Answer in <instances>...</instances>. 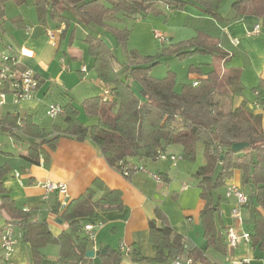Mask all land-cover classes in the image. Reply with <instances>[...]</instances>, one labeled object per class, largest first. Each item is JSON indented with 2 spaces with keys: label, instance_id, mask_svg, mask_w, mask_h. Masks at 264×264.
I'll return each mask as SVG.
<instances>
[{
  "label": "trees",
  "instance_id": "16d2710c",
  "mask_svg": "<svg viewBox=\"0 0 264 264\" xmlns=\"http://www.w3.org/2000/svg\"><path fill=\"white\" fill-rule=\"evenodd\" d=\"M7 1L0 0V27L5 19ZM12 1L18 6L32 1L38 23L45 27L47 15L50 19H57L58 27L64 28L60 35L63 37L72 24L65 13L73 15L75 24L93 31L94 28L105 31L109 29L107 23L118 20L119 16L121 20H136L159 2L176 11L189 0ZM190 1L200 2L203 12L213 16L215 21L208 27L197 28L196 36L190 41L172 45L178 48L171 47L168 53L177 59L198 54L211 58V71L194 83L182 84L177 90L175 73L168 72L165 78H155L150 71L158 61L142 59L135 52L127 53V62L117 70L113 65V52L102 37L98 33L88 34L84 37L86 53L104 92L81 102L80 109L87 123L79 120V109L71 101L60 106L63 125H52L49 128L51 132L35 124L30 116L19 117L8 113L0 117V132L15 137L19 142L24 138L29 140L26 150L18 156L30 164L40 162L39 149L43 145L54 149L60 138L77 142L88 139L111 168L122 173L123 167H126L129 174L124 177L129 178L134 168L145 170L143 164L146 161L164 157L167 148H182L180 162L197 164L189 182L196 183L199 188L202 201L199 220L205 246L186 249L182 236L174 232L163 212L157 208L148 221V238L156 247L155 257L138 264H171L177 257L191 260L194 264H222L230 249L225 240L228 231L217 227L216 213L221 202L226 201L224 193L220 194L219 190L224 191L230 184L234 172L239 173L238 187L247 197L242 212L248 213V217L243 218V224L249 241L253 248L264 252V128L262 117L245 109V105L250 103L264 113V78L252 88V101H242L237 108L223 110L227 105L225 101L240 96L244 89L239 69L226 67L234 46L228 41L225 28L242 16H254L264 31V0L234 2V16L226 20L216 13L218 0ZM11 23L25 28L22 19L15 18ZM113 33L117 43L123 46L127 32L113 30ZM7 65L12 71L20 72L12 61ZM10 83V80L2 81L0 93H10ZM236 143L248 146L233 152L232 146ZM8 172L7 166H0V209L7 217L6 222L22 232L21 241L29 246L32 263L42 264L46 258L43 249L47 245H55L58 254L53 264H92V260L85 256L91 241L82 234L83 225L93 223L97 212L121 211V192L107 189L95 179L83 193L58 212L57 219L67 224L68 230L54 236L47 222L31 220L29 213L16 207L1 182ZM121 257L118 252H109L101 256V261L102 264H120Z\"/></svg>",
  "mask_w": 264,
  "mask_h": 264
},
{
  "label": "crops",
  "instance_id": "0c3cea01",
  "mask_svg": "<svg viewBox=\"0 0 264 264\" xmlns=\"http://www.w3.org/2000/svg\"><path fill=\"white\" fill-rule=\"evenodd\" d=\"M64 15L74 21L71 13ZM195 16L200 18L199 14ZM15 18L22 19L25 28L15 27L11 23V20ZM46 20L45 27L38 23L32 1L26 5H17L11 17H5L3 25L0 27V52H2L0 54L9 53L7 47H11V55L17 60L16 65L19 71H31L36 76L39 86L31 99L21 100L17 103L14 102L11 93H8L10 98L7 103L5 94L4 104L0 107H8L6 114L11 113L19 117L30 116L32 121L35 113L45 111V117L50 123L42 126L51 132L49 128L59 124L55 123V119H49L46 116V111L50 105H57L55 100L60 98L64 103L71 101L79 109V120L85 124L88 120L80 109V104L84 99L96 96L98 90L96 85L99 87L102 85L97 79L93 82L92 75L88 74V68L82 62L85 51L74 52L73 48L72 50L70 48L75 26L71 24L63 37L58 36L57 46L52 47L45 31L60 28L58 27L59 21L50 19L49 15ZM257 25L260 26V21L256 17L242 16L230 22L225 28L228 41L237 44L233 45V55L226 67L238 69L231 67L230 64L235 62V59L240 61L243 65L239 68L240 82L243 88L246 83L244 79L251 78L255 84H258L264 78V31L260 27L258 35L251 34ZM103 41L106 43L105 38ZM67 52L70 53V60H66L64 57ZM89 64H91V59ZM81 67H85V73H81ZM197 73H202L200 68L196 70V75H190V77H195L192 83L200 77ZM86 78H89L88 82ZM256 85L253 84L252 88ZM102 89L104 92L103 86ZM246 100L241 94L233 96L225 103L237 108L242 101ZM245 109L254 115L261 116L264 128V113L260 108L247 103ZM6 114L0 112V117ZM59 118L63 119L62 116ZM28 142L29 140L24 138L18 144H13L18 150V155L26 150ZM54 146V149L48 145L41 146L38 164H30L19 156H16L18 161L12 164V169L11 165L5 163L9 172L1 181L16 207L29 213L31 220L47 222L52 235L56 236L62 231L68 230L67 224L57 222L62 198L57 194H49L43 199L44 191L41 184L49 181L66 185L69 202L83 193L95 179H98L105 188L121 192L123 209L95 214L92 222L96 228L93 230V241L88 247L89 251H99L106 247V254L118 252L122 255L120 264H138L141 261L153 259L156 247L149 242L148 221L153 217V212L157 208L163 212L174 232L182 236L186 249L204 248L205 242L199 220V212L202 208L199 188L197 187V191L188 185L196 165L193 168H188L185 162H179L174 167L167 159L170 156L181 155L182 148L180 146L169 147L170 153L165 152V158L152 161V163H144L145 170L134 172L129 178H125L117 170L111 168L95 144L88 139L77 142L68 138H60ZM151 175H158L160 179L154 180ZM229 183L239 186V173L234 172ZM183 184L187 185L186 190L182 189ZM232 207V199L221 202L216 213L217 227L225 228V232L230 229L237 232L241 229L247 232L245 225H237L230 215ZM242 215L244 219L248 217L247 212H242ZM6 218L0 209V232L7 223ZM16 231L22 236L21 231ZM229 249L222 264H238L237 262H241L240 264H264V255L262 256L261 251L253 248L250 241L245 242L238 238L236 245L229 246ZM43 253L46 258L42 264H53L58 254V247L47 245L43 249ZM101 256L93 257L92 264H102ZM0 259L1 263H5L2 260L1 252ZM5 264H33L29 246L20 239L10 261Z\"/></svg>",
  "mask_w": 264,
  "mask_h": 264
},
{
  "label": "rangeland",
  "instance_id": "374dc122",
  "mask_svg": "<svg viewBox=\"0 0 264 264\" xmlns=\"http://www.w3.org/2000/svg\"><path fill=\"white\" fill-rule=\"evenodd\" d=\"M236 1L238 0H218L216 13H218L219 16L225 20L232 18L234 16L232 5ZM212 6L213 5H211V8H213ZM16 7L17 5L14 2L7 1L5 3V17L10 18ZM198 14L200 15V18H197L198 16H195ZM210 16L203 12V5L200 2H193L189 0L182 9L176 11L170 10L168 6H166L162 2H159L153 7L152 10L148 11L147 14L136 20H121L119 16L118 20L107 23L109 29L105 31L103 30V28H94V31L90 30L84 25L75 24L74 21H71L70 19L72 25L75 26L70 48L71 50L73 48L74 52L85 51V55L83 57L84 60L82 62L85 64V66H87L88 74L92 75L93 82H95L96 76L95 72L92 70V62L91 64H89L90 58L86 53L84 37L88 34L97 35L98 33L99 36L105 38L107 46L113 52V55L115 57L113 65L115 69L120 70L121 66L127 62V53L135 52L142 59L152 58L158 61V64L153 66L150 71L151 75L155 78L162 79L167 76L168 72L175 73L177 90H179L180 85L191 84L195 80V77H190V75H196V70L198 68H200V71L202 72L201 74L197 73L200 76L209 73L212 69L211 58L207 55L198 54L192 57H185L184 59H177L176 56L169 55L168 52H170L171 47L178 48L173 47L172 45L178 46L182 42L190 41L194 36H196L197 28H200L203 25L208 27L210 23H214L215 20L213 19V16ZM8 23H6V25H8ZM113 30H117L119 32H127V38L123 46L117 43ZM157 32L166 37L167 41L164 45H162V43L155 38V33ZM64 57L66 60H70V53L67 52ZM230 66L239 69L243 65L239 60L235 59V62L231 63ZM86 81L88 82L89 78H86ZM244 81L246 83L244 84L242 82L245 86L242 91V96L248 101H252V86L253 84L256 85L257 83L255 84L251 80V78H249L248 80L244 79ZM96 87L99 90L96 91V95H102V86L99 87L98 85H96ZM6 97L8 103L10 98L9 94H6ZM54 102L57 105L61 106L66 104L64 103V101H61L60 98H58ZM6 108L8 107H0V112L6 114ZM232 109V105L230 106L229 104L224 105L223 107V110L226 111ZM33 121L40 125H47L48 123H50V121L45 117V111H38V113H35ZM55 123L63 125V119H60L58 116L55 118ZM18 143L19 140L15 137L9 136L4 132H0V166H4L5 163H8L9 166L11 165L10 168L12 169V164L17 163L18 159L16 158V156H18V150L13 144ZM166 152H168L169 154L170 150L167 148ZM146 162L152 163V161ZM185 165L188 168H193L197 164L194 162H185ZM190 173H193V171H190ZM188 185L191 189H196L198 191L196 183L190 182ZM219 192L221 194L223 192L222 189L219 190ZM49 247H54V245H49ZM261 254L263 256L264 252H261Z\"/></svg>",
  "mask_w": 264,
  "mask_h": 264
},
{
  "label": "built area",
  "instance_id": "2783aa9c",
  "mask_svg": "<svg viewBox=\"0 0 264 264\" xmlns=\"http://www.w3.org/2000/svg\"><path fill=\"white\" fill-rule=\"evenodd\" d=\"M63 27L57 28L55 30H46V36L48 41L52 47L57 46V38L63 32ZM260 33V26H255L252 35H258ZM155 38L158 39L162 44H165L167 41L166 37L160 33H155ZM232 45H237L236 42L231 43ZM7 54H0V86L1 82L4 80H10V93L13 96L14 102L17 103L21 100L31 99L34 95V92L39 86V82L36 76L31 71H20L14 72L7 64L12 61L13 65L17 64V60L11 55L12 49L11 47H7ZM62 63V60H61ZM17 66V65H16ZM81 72L85 73V67H81ZM5 94L0 93V106L4 104ZM62 114V109L59 105H50L46 111V116L49 119H55L56 117ZM162 158H165L162 157ZM172 166H176L181 161V156H170L167 158ZM42 164V162H41ZM134 168V172L144 171L142 168ZM129 172L126 167L122 169V176H128ZM17 175V174H15ZM154 180H159L160 177L158 175H151ZM41 187L44 191L43 199L47 197L49 194H57L60 196L61 202L59 205V209L62 210L68 203V195H67V187L64 184L60 183H52L49 181H45L41 184ZM182 189L186 190L187 185L183 184ZM225 200H233V207L230 211V215L236 221L237 225L241 226L243 224V215H242V207L247 203L246 195L240 190L237 185H228L224 192ZM96 228V225L93 223H86L83 225L82 232L84 236L93 241V230ZM241 238L245 242H249L248 232L239 230H228L225 235V240L228 246L233 247L237 243V239ZM21 239V234L16 231L12 224L7 223L0 232V252L2 254V260L5 263H8L13 255L14 249L18 244V241ZM171 264H194L191 260H182L179 257L173 260ZM240 264V263H238Z\"/></svg>",
  "mask_w": 264,
  "mask_h": 264
},
{
  "label": "water",
  "instance_id": "95a60500",
  "mask_svg": "<svg viewBox=\"0 0 264 264\" xmlns=\"http://www.w3.org/2000/svg\"><path fill=\"white\" fill-rule=\"evenodd\" d=\"M248 145L246 143H236L232 146V151L233 152H239L241 151L242 149L246 148ZM58 223H60L61 221L60 220H57ZM107 252V248H103L102 250H99V251H87L85 256L87 258H90L92 259L93 257L95 256H101V255H104L106 254Z\"/></svg>",
  "mask_w": 264,
  "mask_h": 264
}]
</instances>
